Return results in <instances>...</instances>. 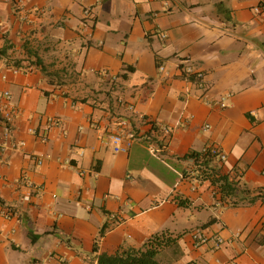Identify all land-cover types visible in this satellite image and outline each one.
Listing matches in <instances>:
<instances>
[{
  "label": "crops",
  "instance_id": "crops-1",
  "mask_svg": "<svg viewBox=\"0 0 264 264\" xmlns=\"http://www.w3.org/2000/svg\"><path fill=\"white\" fill-rule=\"evenodd\" d=\"M7 43L0 93L18 114L10 138L0 126V264H97L156 234L171 239L163 264H264V198L218 205L188 156L219 147L214 164L264 195V0H0ZM122 118L137 137L116 152Z\"/></svg>",
  "mask_w": 264,
  "mask_h": 264
},
{
  "label": "trees",
  "instance_id": "trees-1",
  "mask_svg": "<svg viewBox=\"0 0 264 264\" xmlns=\"http://www.w3.org/2000/svg\"><path fill=\"white\" fill-rule=\"evenodd\" d=\"M12 45L7 43L4 47L0 48V56H9V50ZM38 64H42L41 60L37 58L35 61ZM190 79H193L191 77ZM193 158L196 164H198L200 171L199 177L203 180H211L214 186V196L216 203L220 206H236L239 204L254 203L258 199L264 198L262 191L258 194L250 196L251 190L243 186L239 175L232 176L230 173L223 171V166H217L214 164L218 159L207 151L197 152L193 151L189 155ZM105 224L101 231L100 237H102L107 228ZM32 240L35 241L36 236L31 234ZM171 243L170 238H164L163 234H156L149 238L142 247L135 248H120L114 254L102 253L97 256V264H163L158 260V254L162 246H167ZM94 251H98V246L94 247ZM196 264V263H189Z\"/></svg>",
  "mask_w": 264,
  "mask_h": 264
},
{
  "label": "built area",
  "instance_id": "built-area-1",
  "mask_svg": "<svg viewBox=\"0 0 264 264\" xmlns=\"http://www.w3.org/2000/svg\"><path fill=\"white\" fill-rule=\"evenodd\" d=\"M84 18L88 21H93L94 19V8L92 6H87L84 8ZM160 71H165V66L163 64H160L159 66ZM35 68V65L30 64L27 67H25V70L27 71H32ZM184 74L186 77L191 78L195 80H203L204 78V73L194 69L193 66H184ZM3 78L6 79V74L3 75ZM12 95L10 91L4 90L3 92L0 93V126H1V131L3 135L6 138H10L13 132V122L18 114V109L15 107L14 104L11 102ZM219 105L222 107L227 106V101L225 97H222L219 101ZM60 122L59 118L52 117L49 119L48 123L49 125H56ZM151 128L155 132H162V136L164 138H168L169 136V129L167 127H159L158 125L154 124L153 122L151 123ZM32 132L34 134H39L36 129H32ZM46 133H40V136H42L44 139H46ZM137 137L136 132L132 128V123L130 119L128 118H122L118 122V132H116L113 136V144H114V150L116 152H121V151H126L128 148L132 145L134 142L135 138ZM159 139V137H157ZM157 139V141H158ZM165 140V139H163ZM21 145H24L23 141H19L14 144L15 147H19ZM151 151L154 153H157L159 150V146L157 144L152 143L151 146ZM209 149L210 153L214 155L219 161L224 162L226 160V154L217 146H210L204 149V151H207ZM27 198H29L27 196ZM220 205V204H219ZM4 216L8 217L9 213L4 212ZM196 241L199 242H205L207 240V237L204 233L199 232L198 234L195 235ZM223 243L222 238H218L216 241V246L219 247Z\"/></svg>",
  "mask_w": 264,
  "mask_h": 264
}]
</instances>
